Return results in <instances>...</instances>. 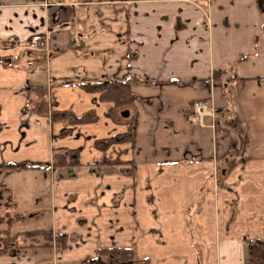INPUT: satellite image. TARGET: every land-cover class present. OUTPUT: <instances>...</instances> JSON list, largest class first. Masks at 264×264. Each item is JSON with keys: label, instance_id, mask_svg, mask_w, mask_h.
<instances>
[{"label": "crops", "instance_id": "1", "mask_svg": "<svg viewBox=\"0 0 264 264\" xmlns=\"http://www.w3.org/2000/svg\"><path fill=\"white\" fill-rule=\"evenodd\" d=\"M134 78L124 107L80 86ZM129 123L130 142L94 147ZM56 148L79 163L52 166ZM12 176L36 183L30 217L65 246L0 264H92L101 247L133 250L117 264H248L264 239V0H0V199L23 201Z\"/></svg>", "mask_w": 264, "mask_h": 264}, {"label": "trees", "instance_id": "2", "mask_svg": "<svg viewBox=\"0 0 264 264\" xmlns=\"http://www.w3.org/2000/svg\"><path fill=\"white\" fill-rule=\"evenodd\" d=\"M130 1V0H120ZM224 74L222 70H214V77L219 79ZM141 82L139 79L134 78L132 80L122 81H108V82H87L82 83L80 86L90 92H99L100 98L106 101H112L116 106L124 107L133 103L134 96L130 89L133 82ZM89 115H83L80 117L72 116L70 121H84ZM234 128L240 137V147L233 150L235 157H240L239 160H244L249 148V141L246 137L239 133L236 123H229ZM132 140V124L129 123L128 129L125 133L117 134L112 137L98 139L94 142V147L100 151L108 149L113 144H121L124 142H130ZM246 156V157H245ZM235 160V159H234ZM79 163L78 152L66 148H56L52 154V166H72ZM38 167L36 165H4L3 168L9 171L22 170L30 167ZM45 166V165H44ZM55 241L58 247L65 246V235L58 234L53 239L52 233L47 229L29 230L21 233H11L9 226L0 229V253L15 247L22 248L25 246L42 245L48 246ZM248 264H264V239L253 240L247 247ZM134 257L133 250L130 248L120 247H101L97 251V256L92 259V264H117L120 262H128ZM88 261L87 263H89ZM86 263V264H87Z\"/></svg>", "mask_w": 264, "mask_h": 264}, {"label": "rangeland", "instance_id": "3", "mask_svg": "<svg viewBox=\"0 0 264 264\" xmlns=\"http://www.w3.org/2000/svg\"><path fill=\"white\" fill-rule=\"evenodd\" d=\"M230 122L235 123L234 120H231ZM7 181H8V183H10L12 185H18L17 182H20L19 186L23 189L21 191L22 192L21 198H23V201L21 199H19V202H17L16 199L14 200L12 198L11 192H10L11 195L8 198L9 200L6 199V201L4 202V200L2 201L0 199V215L2 216V218L9 217V219H12V218H14L12 216L16 215L17 213H20V215L22 217V219H20L19 221H17L16 223L13 224V226L11 228L12 231L13 232H20V231L38 230V229H41L42 227H44V229H48V226H50V219H51L50 218L51 216L49 214H46L41 219H38V218L32 219L30 217V214L34 212L33 207L40 204L39 202H34L35 199L37 197H39L37 195L38 193H37L36 183H35V187H34L32 179L27 177V176H25L24 181H22L21 177H17V176H12V177L8 178ZM5 182H6V180H5ZM43 195L44 194L41 192L39 200L44 198ZM11 199H13L14 202H12ZM46 206H47V204H46ZM43 208L44 207H42V209ZM12 231H11V233H12Z\"/></svg>", "mask_w": 264, "mask_h": 264}, {"label": "built area", "instance_id": "4", "mask_svg": "<svg viewBox=\"0 0 264 264\" xmlns=\"http://www.w3.org/2000/svg\"><path fill=\"white\" fill-rule=\"evenodd\" d=\"M193 114L195 115L198 123L202 124L206 115L214 116V111L210 105L204 100L195 101L192 104Z\"/></svg>", "mask_w": 264, "mask_h": 264}, {"label": "water", "instance_id": "5", "mask_svg": "<svg viewBox=\"0 0 264 264\" xmlns=\"http://www.w3.org/2000/svg\"><path fill=\"white\" fill-rule=\"evenodd\" d=\"M128 114H129V112H128V111H122V112H121V115H122L123 117H127V116H128Z\"/></svg>", "mask_w": 264, "mask_h": 264}]
</instances>
